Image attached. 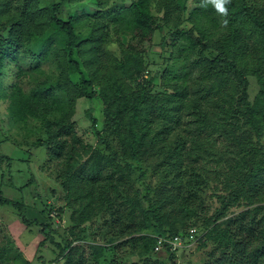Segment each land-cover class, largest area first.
I'll use <instances>...</instances> for the list:
<instances>
[{"label": "trees", "instance_id": "obj_1", "mask_svg": "<svg viewBox=\"0 0 264 264\" xmlns=\"http://www.w3.org/2000/svg\"><path fill=\"white\" fill-rule=\"evenodd\" d=\"M65 1H68L73 11L68 19L59 16ZM188 1L61 0L42 6L38 0H0V77L5 76L7 60L15 65L13 87L9 91L0 88V98L8 99L7 110L13 123H25L29 119L41 123L40 129L47 135L48 141L39 139L38 148L50 144V152L54 153L56 159L64 151L67 152L66 177L61 184L68 203L79 198L73 194L78 178L83 180L86 177L83 180L85 183L99 186L100 190L95 193L97 197L94 194L85 197L89 202L81 209L80 220L89 214L97 217L102 211L106 212L108 204L105 206V203L111 204L110 191L121 182L116 180L117 165L114 159L107 161L113 168L109 172L99 160L94 164L90 161L91 157L84 160L86 146L77 151L78 145L63 140L73 133L74 124L70 118L77 97L104 100L108 108L103 131L108 130L122 140L126 159L132 161L127 162L125 169L129 170V175L124 176L130 186L135 188L139 200L135 203L129 198L126 203L131 201L132 206L141 208L142 212L140 221H136V228L128 226L124 234L128 237L134 233H144L116 245L114 250L120 251L127 246L133 250L142 248L139 261L133 262L131 257L130 262L125 260L128 253L117 254L118 260H114L113 256H105L104 261H101L106 250L103 246H89L92 251L85 257L84 246L76 245L85 239L82 232L87 228L78 235L76 229L71 228L65 230L66 236L52 230L51 235L49 233L45 237L58 250L55 255L59 264H159L158 261H151L153 258L160 259L162 264V258H174L177 252L169 246L156 252L158 238L173 239L180 236L184 244L189 245L191 242L186 239L192 229L197 231L196 239L204 234L203 242L212 243L201 264H264V5L258 4L257 0H231L227 5V17H222L211 5L201 7L202 0H194L191 7L187 6ZM188 10L191 27L172 31L169 35L171 41H167L166 37L163 44L173 49L172 65L168 64L169 67L162 74L165 95L160 98L155 95L153 78L148 82L137 81L135 89L129 92L125 83L115 79V74L132 78L142 72L140 63L148 51L145 45H152L155 32L160 30V25L155 27V12L161 14L159 21L171 22L176 19L181 24L174 13ZM224 19L228 20L226 27L222 24ZM3 21L5 27H10H1ZM118 32L129 37L127 50L122 51L121 57L114 60L113 65L109 61L111 66L103 69L105 53L102 52V45L108 43L110 35ZM257 38L260 45L254 42ZM49 57L57 59L62 66L56 83L40 82L32 91L25 93L23 79L26 80L30 71L41 73L40 65ZM78 57L88 69V75L81 70ZM33 63L35 67L25 70L24 65L33 66ZM133 68L134 76L131 73ZM249 71H253L259 86L253 100L247 79ZM74 76H79L78 82L74 81ZM112 79L115 81H110ZM102 80H106V88H102ZM95 85H99L100 90L95 89ZM65 88L76 89L71 101H64L59 96V89L64 91ZM114 103L122 104L123 108L114 113ZM209 103L213 104L212 110L204 113ZM184 111L197 118L198 128L192 134L194 140L190 147L183 154L188 156L189 163L181 157V151L187 143L179 139L173 151V156L179 158L170 161L177 168L176 177L168 183L154 182L152 174L135 166L134 162H142L144 152L147 155L150 148L155 152L170 150L163 136H171L173 131H187L180 119V113ZM89 117L96 137L110 149L111 141L98 129L97 119ZM156 122L157 130L151 127ZM234 128L253 132L256 147L247 151L248 144H251L248 139L243 138L247 142L236 140L242 157L241 160L233 159L234 164L226 172L232 182L219 175V185L226 193L217 197L216 188L219 187L213 188L210 184V166L220 161L218 166L222 161L217 160L216 156L211 158L206 152L216 149V144L222 140L226 142L234 139L237 136L233 135ZM159 142L164 143V146H157ZM225 147L226 151L232 149L228 144ZM29 151L32 154V150ZM208 168L211 169L209 177L206 175ZM157 172L155 170L154 174ZM214 173L218 175L220 172ZM31 180L35 182L34 177ZM71 192L73 199L70 198ZM99 194L102 196V205H99ZM166 196L169 197L163 201L162 198ZM211 197H217L219 205L210 202ZM37 200L40 202V198ZM175 203L179 213L171 214V222L165 221V211ZM256 203L259 205L234 215L235 210ZM94 205L98 208H92ZM0 206L17 209L22 224L27 227L36 225L41 229L51 228L37 219H28L25 204L7 199L2 190ZM40 206L41 210L36 209L46 216L47 204L46 207L44 203ZM63 210L64 207L59 206V212ZM116 216L120 219L119 214ZM138 225L142 226L140 230L137 229ZM58 235L62 238L60 242L54 240ZM71 236L74 239H70ZM76 249L80 250L78 254ZM144 253L152 257L143 258ZM18 256L21 257L20 254Z\"/></svg>", "mask_w": 264, "mask_h": 264}, {"label": "rangeland", "instance_id": "obj_2", "mask_svg": "<svg viewBox=\"0 0 264 264\" xmlns=\"http://www.w3.org/2000/svg\"><path fill=\"white\" fill-rule=\"evenodd\" d=\"M38 1H40L42 6H48L52 3L60 2L61 0ZM193 2L194 0H189L187 6H193ZM257 3L264 5V0H257ZM258 8L260 7H257V9ZM155 13L154 18L157 19L155 27H159L160 25V30L155 32L153 44L149 45L147 43L145 45L148 51L147 54L142 57V64L140 63L142 72L139 73V75H135V70L133 68L131 69V73L133 76L135 75L134 77L129 78L130 76L115 74V76H117L115 79H117L118 82L125 83L129 92H131L135 89L137 81L148 82L153 78V84L155 86L154 93L160 98L165 95L163 92L165 86L163 85L162 74L164 69L169 67L168 64L172 65L171 57L173 49L169 45H163L165 43V38L167 37V41H171L169 35H171L172 31L191 27V24L188 23L190 17L189 10L184 13H174L181 24H178L176 19L171 20V22L159 21L161 14L158 12ZM72 14L73 11L71 10V7L68 6V1H65L59 12L60 18L68 19ZM2 23L3 25L1 27H10L8 25H6V27L4 26L5 21ZM219 29L222 30V27ZM1 33L5 34V31H2ZM113 34L107 38L108 43L102 45V52L105 53V56L102 59L103 69H107L111 66L108 63L109 61H112L113 65V61L118 60L121 57L122 51L127 50L129 37L120 32ZM254 42L259 44L258 38L257 41L254 39ZM78 59L81 62V70L88 75V69L84 66L82 59L80 57H78ZM139 61H141V58ZM6 63L8 68L5 71V76L0 77V88L2 90L5 88L9 91V88L13 87L15 80V65L8 60ZM31 67H35V63H33V66L24 65V68L27 71ZM61 70L62 66L60 62L53 57H49L47 61H44L40 65L39 71L41 73L30 71L28 74V76H30H27L26 80L23 79V91L29 93V91H32L37 83L40 82L55 84L56 78L60 75ZM73 79L75 82H78L79 76H74ZM115 79L110 81H115ZM247 79L249 83V93L251 100H253L259 91L257 83L258 79L253 71L248 72ZM102 81V88H106V80ZM95 89L100 90L99 85H95ZM74 91H76V89L65 88L64 91L59 89V96L64 101H71L74 98ZM121 105L122 104L114 103L113 112L116 113L119 108H123ZM8 106V99L5 100V98H0V190L3 191V194L7 199L25 204V214L28 219H37L40 223L49 227L51 226V228L41 229V227L36 225L27 227L22 224L20 220V212L17 209L0 206V264H59L56 261L57 257L55 255V252L57 253L58 250L55 245L48 241L49 239L46 240L45 237L52 230H57L61 236H66L65 230H70L71 228L76 229V235H78L84 228H87L86 231L82 232L85 239L81 240L76 245L84 246L85 257H87L92 251L89 246H95L96 248L103 246L106 250L104 256L100 259L101 261H104L105 256H113L114 260H118L117 254L124 253H128L125 258L128 262H130L129 257H131V261L133 262L139 261V256L143 251L142 248L141 250H133L131 247L127 246L121 248L120 251L114 250L116 245H119L131 237H138L144 232L134 233L132 236L128 237L124 234V231H127L128 226L133 227V229L136 228V221L138 222L141 217L142 210L139 207L132 206L133 203L131 201L126 203V200L129 198L135 203L139 200V196L135 193V188L130 186V182H128V179L125 177L129 175V170L125 169L127 162L132 161L126 159L125 150L122 147V140L118 136L111 134L108 130L103 131L105 111L108 108L104 100L102 98L88 100L85 96L77 97L71 109L72 116L70 120L71 123L74 124L73 133L69 137L63 138V140L66 139L68 142L78 145L77 151H81L82 146H86V150L83 152L84 160L91 157L90 161L91 163L93 162V164L97 163L99 160L109 172L113 171V168L107 161H112V159H114L113 161H116L115 166H118H116V180L119 179L121 183L120 185L115 184L117 187L110 191L111 204L105 203V206L108 204L106 206V212L102 211V214L97 217H93L92 214H89L87 217H84L83 220L79 219L80 211L83 206L88 205L89 202L85 197H92L93 194L95 195V193H98L100 190L99 186L95 187L85 183L83 180H86V177H84L83 180L78 178V181L75 183L73 194L78 195L81 199H73L72 197H74V195L71 192L70 198H72L73 201L68 203V199L66 200L65 196L67 194H65L61 184L66 177L64 170H67V152L64 151L63 154L61 153L56 159L54 153L50 152V144H45L41 146V148H38L37 145L39 144V139H42V141H48L47 135L40 129L41 123L35 119H29L25 123H13L11 121L10 112L7 110ZM212 107L213 104H207L204 113L211 111ZM89 116L97 119L98 129L102 130L105 137L111 141L110 149H107L105 145L101 144L96 137ZM180 119L186 126L187 131H173L171 136H163L166 140L165 145L170 148V150L164 149L160 152H155L156 150L150 148L148 151L149 155H146L145 152V155L143 154L147 158L143 156L144 158H142V162H134L135 166L143 168L148 174H152L154 182L161 181L163 183H168V181H172V179L176 177L177 168H175L173 162L170 161H172L171 159L179 158L176 154V156H173L176 141L179 139H184L187 143L181 151V157L186 163H189L188 156L183 154L188 150L191 142L194 140L192 134L198 129L196 126L197 118L194 115H190L189 112L184 111L180 113ZM125 122H127V120ZM151 127L157 130V122L151 124ZM233 130V135H237L234 139L226 142L222 140L219 144H216V149H208L206 152L211 158L216 156L217 160L222 161V164L218 166L217 163L220 161L210 166L212 174L211 179L208 178L213 188H216L215 186L219 187L216 188L218 193L216 195L217 197L226 193L219 185V175L227 177L232 182L233 180L231 179V176L226 174V172L229 170V167L234 164L233 159L236 158L237 160H241L242 156L238 151L239 145L235 144L236 140L238 142L249 141L251 144H248L247 151L252 150L254 146L256 147V136L253 132L237 128H234ZM243 138H247L248 140L246 141ZM74 139L76 142H74ZM59 140L62 142L61 138H59ZM227 144L229 147H232V149L230 148V151H226L225 145ZM157 146L162 147L164 146V143L159 142ZM33 147L34 149H32ZM29 150H32V154ZM87 151L89 152L87 153ZM96 157L103 160L97 159ZM106 158H108V160H106ZM210 168L206 171L208 177L211 171ZM75 169L76 168L74 167V170ZM155 170L158 171L157 174H154ZM171 171H173V173ZM213 171H219L220 173L216 175ZM33 177L35 182H32L33 180H31ZM219 189L221 191H219ZM95 197L97 196L95 195ZM100 197L102 196H99L98 201L99 205H102ZM168 197L169 196L162 198L163 201H166ZM217 197H211L209 199L210 202L219 205L220 200ZM37 198H40V202ZM57 199L58 201L55 202ZM41 203H44L45 207L47 204L48 209L46 216L41 215L39 210L36 209H42L40 206ZM144 204L147 206V203ZM246 205L247 206L241 210H235L234 215L249 209V207L253 208L259 205V203ZM59 206L64 207L62 212H59ZM171 207L172 208H168L163 215L165 221L168 220L171 222L173 219L171 214L175 215L179 213V208L176 203ZM92 208H98V206L94 205ZM116 214H119L120 219H118ZM91 216L93 217L92 219H90ZM116 221H119V223ZM200 221H203V218H200ZM222 221L223 220L218 224ZM105 222L108 223L107 226H105ZM141 227L138 225L137 229L140 230ZM43 230L44 233L42 234L41 232H43ZM121 231L123 232V235ZM151 235L154 236L153 233H151ZM69 238L74 239V236ZM203 239L204 234H201L199 235V238H195L193 243L189 245L181 244L182 246L176 250L177 255L171 259L162 258V264H201L203 258L206 257V254L212 247V243L206 241L203 242ZM54 240L60 242L62 238L58 235ZM204 243H206L205 246ZM75 251L76 254L80 252V250L77 249ZM19 254L21 257L18 256ZM142 255L144 256L143 258H146V256L152 257L145 253ZM151 261H158L160 264V259L157 260V258H153ZM103 264L108 263L104 262Z\"/></svg>", "mask_w": 264, "mask_h": 264}, {"label": "built area", "instance_id": "obj_3", "mask_svg": "<svg viewBox=\"0 0 264 264\" xmlns=\"http://www.w3.org/2000/svg\"><path fill=\"white\" fill-rule=\"evenodd\" d=\"M197 235V231L195 229L190 230L188 237H187V242L193 243L195 241ZM181 244H184V239L180 236L175 237L173 239H167V238H158L157 241V246H156V252L161 251V249L166 248L169 246L172 251H176L177 248L182 246Z\"/></svg>", "mask_w": 264, "mask_h": 264}, {"label": "clouds", "instance_id": "obj_4", "mask_svg": "<svg viewBox=\"0 0 264 264\" xmlns=\"http://www.w3.org/2000/svg\"><path fill=\"white\" fill-rule=\"evenodd\" d=\"M231 3V0H202L201 7H207L211 5L215 11L221 15L222 17H227L228 15V7ZM222 24L226 27L228 25V20L224 19Z\"/></svg>", "mask_w": 264, "mask_h": 264}]
</instances>
